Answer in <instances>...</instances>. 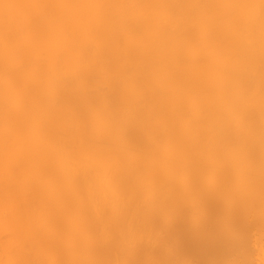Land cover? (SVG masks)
Returning a JSON list of instances; mask_svg holds the SVG:
<instances>
[{
  "label": "bare ground",
  "instance_id": "6f19581e",
  "mask_svg": "<svg viewBox=\"0 0 264 264\" xmlns=\"http://www.w3.org/2000/svg\"><path fill=\"white\" fill-rule=\"evenodd\" d=\"M0 264H264V0H0Z\"/></svg>",
  "mask_w": 264,
  "mask_h": 264
}]
</instances>
